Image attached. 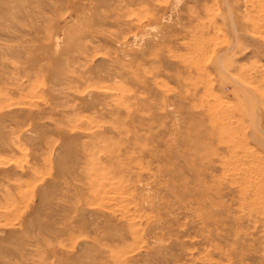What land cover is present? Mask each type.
I'll return each instance as SVG.
<instances>
[{
  "label": "rangeland",
  "instance_id": "obj_1",
  "mask_svg": "<svg viewBox=\"0 0 264 264\" xmlns=\"http://www.w3.org/2000/svg\"><path fill=\"white\" fill-rule=\"evenodd\" d=\"M0 264H264V0H0Z\"/></svg>",
  "mask_w": 264,
  "mask_h": 264
}]
</instances>
